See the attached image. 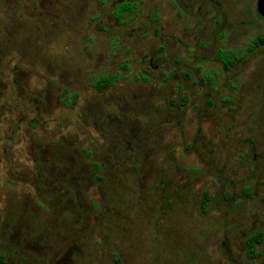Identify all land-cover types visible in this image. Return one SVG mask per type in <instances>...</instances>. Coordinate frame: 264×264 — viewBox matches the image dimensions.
<instances>
[{
    "label": "rangeland",
    "instance_id": "1",
    "mask_svg": "<svg viewBox=\"0 0 264 264\" xmlns=\"http://www.w3.org/2000/svg\"><path fill=\"white\" fill-rule=\"evenodd\" d=\"M119 1L0 0V245L17 249L13 218L52 215L21 207L50 165L34 162L35 144L90 170L72 196L84 206L69 211L73 232L89 223L74 264H264V241L252 259L244 245L264 234V46L247 50L264 36L256 0H123L135 12L114 19ZM220 47L235 52L231 69L214 59ZM98 74L118 77L99 92Z\"/></svg>",
    "mask_w": 264,
    "mask_h": 264
},
{
    "label": "flooded vegetation",
    "instance_id": "2",
    "mask_svg": "<svg viewBox=\"0 0 264 264\" xmlns=\"http://www.w3.org/2000/svg\"><path fill=\"white\" fill-rule=\"evenodd\" d=\"M126 3L132 4V1L121 0L115 3L116 5L114 4V7L111 11L114 19L120 18L117 16L116 10L120 5ZM131 13L132 10L128 13H124L123 15L126 14L127 16ZM258 17L262 18L259 15ZM204 73L205 72L201 74V79L206 81L202 77ZM208 74L212 78L210 84L214 89V77H216L217 74L214 73L211 75L209 72ZM65 96L66 95L63 96L61 101ZM74 96L75 95L71 96V98ZM182 101H185V99L182 98ZM60 105L68 109L73 108L75 103L73 107H68L65 104ZM3 110L4 108L0 109V114L2 112L0 115V133H2V131L7 128V123L4 119L9 113V111ZM1 144H3L2 137L0 138V145ZM31 147V151L33 152L32 154L38 155V158H33L35 163L37 160V162L41 161L40 164L44 163L46 160H50V165L47 167V175L39 173L38 175L41 178L33 176L35 184L41 185L37 187L38 190L36 192H38L37 194L39 195L37 201H32L30 199L24 200L21 204V207L24 206V208H32L33 210L46 208L53 212L52 215H49L50 217H47V219L36 217L35 215L27 217L18 216L13 218V225L11 226L12 232L9 235L6 234V239L8 237V239L14 240V244L16 245L17 249L10 252L7 243L3 242L1 239L2 245H0V264H74V258L82 255L84 252V247L88 245L86 240L87 236H85L84 229L88 228L89 223L84 222L83 219L81 223L82 226L80 225V227L75 228L73 232V221L72 217L69 216V211L72 208L74 209L84 206L83 201L80 202L78 199L77 201L73 202L72 196L75 192L77 194L76 198H78V194L80 193L77 191L79 186L76 183H78L85 176H88V171L90 170H74L72 168L73 154L67 149L65 151L63 149L50 150L47 146L48 151L46 150L44 152L38 153L39 148H37L35 144H32ZM80 150L85 156H89L88 151H85L82 148ZM75 155V157H79L78 153H75ZM92 170L98 173L93 174V180H95V182H102L104 179L99 174L101 171L100 168H93ZM80 176L82 178H79ZM97 177L100 179L97 180ZM64 214H66V217H63ZM253 233H260V243L264 241V234L262 231H256ZM112 256L113 263L114 261L118 263L119 259H115L114 253Z\"/></svg>",
    "mask_w": 264,
    "mask_h": 264
},
{
    "label": "trees",
    "instance_id": "3",
    "mask_svg": "<svg viewBox=\"0 0 264 264\" xmlns=\"http://www.w3.org/2000/svg\"><path fill=\"white\" fill-rule=\"evenodd\" d=\"M136 4L132 3H126L122 4L117 8V16L122 17L124 13H128L132 10V12H135ZM263 19V18H261ZM264 46V36H256L252 38L249 43L247 44V50L251 51L257 48H260ZM215 59L218 60L225 69H231L234 63L236 62V56L235 52L231 50H225L223 48H220L215 53ZM118 77V74L115 75H96L91 80V87L97 91H103L104 89L108 88L109 86L113 85V83L116 81ZM202 77L204 80H206L208 83H211V77L209 76L208 72H205ZM62 103L65 104L68 107H73L75 103V96L72 98H69L68 95L64 97L62 100ZM94 169H99L98 165L96 163L92 164ZM100 178L97 177V180ZM209 199V195L204 192L201 197V208L205 209L207 202ZM261 241V234L260 233H253L250 236H248L244 242L245 250H246V257L248 259H252L257 256L256 251V245L259 244Z\"/></svg>",
    "mask_w": 264,
    "mask_h": 264
},
{
    "label": "water",
    "instance_id": "4",
    "mask_svg": "<svg viewBox=\"0 0 264 264\" xmlns=\"http://www.w3.org/2000/svg\"><path fill=\"white\" fill-rule=\"evenodd\" d=\"M255 9L256 13L264 18V0H256Z\"/></svg>",
    "mask_w": 264,
    "mask_h": 264
}]
</instances>
